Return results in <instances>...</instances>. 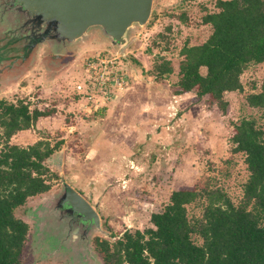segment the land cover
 <instances>
[{
	"label": "rangeland",
	"instance_id": "rangeland-1",
	"mask_svg": "<svg viewBox=\"0 0 264 264\" xmlns=\"http://www.w3.org/2000/svg\"><path fill=\"white\" fill-rule=\"evenodd\" d=\"M9 1L0 0V60L3 57L0 61V98L12 101L19 97L25 99L30 108L56 110L54 115L40 119L33 129L18 131L11 138L12 143L27 146L38 139L48 140L51 144L62 139L61 147H64L66 155L81 161L86 145L102 131L96 127L104 124L103 117L93 121L96 119L93 117L96 116L95 110L114 105L129 87L145 96L147 91L149 94L152 92L153 96H150L156 102L160 99L158 108L150 107L147 113L139 116L142 125L150 124L144 133L149 137L147 142H143L145 150L141 145L133 147L136 160L123 162L126 169H130L128 177L125 180L118 177L96 179L99 191L95 195L87 193L97 201L92 206L95 204L100 217V228L90 232L89 240H82L84 233H81L77 240L70 242L75 245L67 246V242H63L64 226L60 219L65 218L66 211L61 206L58 208L59 201L56 200L61 194V186L57 185L61 182L59 176L60 180L51 181L54 188L58 186V192L50 197L56 200L52 207L47 205V211L40 209L45 202L39 196H33L17 210V216L29 224L21 264H95L99 255L91 241L94 237L108 239L114 235V239L125 229L150 227L151 212L161 210L172 190L181 186H219L236 204L240 202L248 172L243 154L233 152L230 137L234 125L243 118H253L257 125L264 127V109L250 107L246 102L247 94L255 92L264 79V63L250 64L245 69L240 77L242 91L224 93L227 102L224 109L209 104L206 97L198 100L194 92L173 97L174 75L162 82H154L148 75L157 56L170 58L176 67L180 59L178 52L184 43L192 45L206 39L210 27L202 24L201 18L208 10H213L214 0H152L149 19L144 25L130 29L128 46L122 53H117L99 31H92V35L74 47L52 46L48 40L39 42V45H33L35 50L21 60L19 58L25 53L22 46L33 43L32 35L24 29L25 20L11 9ZM43 47L48 50L47 61L66 51L62 59L66 65L52 75L45 73L42 65L46 51ZM93 56L115 58L120 75L127 74L122 78L123 82L111 80L110 87L107 83L108 88L102 93L97 85L99 80L92 82L94 79L89 75L93 73L86 71L89 58ZM67 58L70 59L67 61ZM5 63L11 66L3 70ZM16 66L27 71L14 79L12 75L17 72ZM108 94L117 97L112 102L107 100L110 97H104ZM76 95L81 99L73 98ZM87 116L94 119H85ZM125 119H133L131 109ZM69 123L73 125L65 132L64 125ZM148 129L152 131L148 132ZM106 132L114 135L113 130ZM134 133L138 134L131 131ZM65 140L71 144L69 148L67 143L64 144ZM92 158L84 160L89 163L88 159ZM87 163L67 162L65 171L70 172L65 178L82 177V185L93 189L90 182L93 170L82 171L83 165L91 166ZM101 164L105 165L103 160ZM119 186L122 193L115 194L113 187ZM192 211L200 213L193 204L188 206V212L191 214ZM45 215L47 217L44 218Z\"/></svg>",
	"mask_w": 264,
	"mask_h": 264
},
{
	"label": "trees",
	"instance_id": "trees-1",
	"mask_svg": "<svg viewBox=\"0 0 264 264\" xmlns=\"http://www.w3.org/2000/svg\"><path fill=\"white\" fill-rule=\"evenodd\" d=\"M201 22L210 27L206 39L184 43L176 67L170 58L157 56L148 75L154 82L174 75L172 95L194 92L198 100L206 97L224 109V93L242 91L245 69L264 63V0H214ZM31 35L33 43L42 37ZM24 51L22 57L31 52L29 47ZM246 102L264 109V79ZM55 111L30 108L19 97L0 98V264L22 263L29 225L17 210L58 180L47 159L63 144L62 139L52 144L38 139L24 146L11 138ZM230 141L233 152L243 154L248 172L239 203L219 186L178 187L161 210L151 212L150 227L125 229L114 239L94 237L95 264H264V127L243 118ZM192 204L199 214L188 212Z\"/></svg>",
	"mask_w": 264,
	"mask_h": 264
},
{
	"label": "water",
	"instance_id": "water-1",
	"mask_svg": "<svg viewBox=\"0 0 264 264\" xmlns=\"http://www.w3.org/2000/svg\"><path fill=\"white\" fill-rule=\"evenodd\" d=\"M10 4L22 20L31 21L32 29L42 34L38 42L74 47L92 31H99L117 53H122L128 46L130 29L149 19L152 0H11ZM60 186L56 200L65 211L77 215L75 231L80 228L90 237L92 230L100 228L98 212L63 178Z\"/></svg>",
	"mask_w": 264,
	"mask_h": 264
},
{
	"label": "crops",
	"instance_id": "crops-1",
	"mask_svg": "<svg viewBox=\"0 0 264 264\" xmlns=\"http://www.w3.org/2000/svg\"><path fill=\"white\" fill-rule=\"evenodd\" d=\"M92 34L93 33L89 34V36ZM68 59L70 58H67V61ZM50 60L47 61L48 64L46 63L48 65V69L45 70L44 68L45 73L52 75L55 72H57L59 69H62L64 67L63 64L61 65L60 68L57 67L56 65H52ZM25 71H27L25 70V68L23 70L21 69V71H17L12 76L14 79H16L19 76H21V74H23ZM150 94L147 91V94L145 96L143 92H138L137 90L133 89V87H129V89L126 90L124 95H122L123 97H120V99L117 100V102L114 105L112 106L106 105L107 107H104V108L101 107L102 109L95 110L94 115L96 116H93V117H95L96 119L90 116L84 117L85 119H92V120L94 119L93 121H97V119L99 121L103 117V121H104V124H101L96 127L98 130L102 129V131L97 136L93 137L89 141V144L86 145V150L83 151L85 155L84 159L87 157L89 158L90 156L93 157L92 160L88 159L89 163H87V161H85L84 159L79 161L80 160L79 158H72L71 157L72 155H66V151L64 147H61L60 149L55 151L50 157H48L47 163L50 169L57 172L60 179L63 178L66 181V183L71 185L76 191H78L81 195H83L91 205L92 203H97V201L95 202L94 199L92 200L91 197L87 196V193L93 192L95 195L99 191V188H98L99 184H97L95 180L96 179L100 180L101 178H104V177H107L110 179L118 177V178H123L125 180L128 177L127 173L130 170L129 168H128L129 170L126 169L124 165L125 161L126 160H130V161L136 160V157H137V156H133V154L136 155L133 147L141 145L140 147L144 149L145 143L143 142H147L146 138L149 137L148 135L145 136L144 133H147L146 131L148 128L147 125H150V124L146 122L145 125H142L143 122H142L141 117L139 118V116L142 115L143 113H147L150 107L158 108V105H159L158 101L160 100L159 99L156 102L154 100L155 98L151 97ZM176 96L178 95H175V97ZM77 97L81 99L80 95H76L73 98H77ZM116 97L114 96L107 100L113 102ZM83 102L85 103L84 100ZM155 104L156 105L158 104V105L156 106ZM129 109H131V113L133 114V119L127 121L125 119V116L128 114ZM72 125L73 123L64 125L63 130L67 132V129L72 127ZM151 125L153 126L154 124H151ZM108 130H113L114 135H109L106 132ZM139 130H141L140 134H139ZM131 131L132 132L136 131L138 132V134H135V133L131 134ZM151 131L152 130L148 129V132H151ZM32 143H29V144H32ZM66 143H67V147L69 148L71 144H68L67 140H65L64 144L66 145ZM102 160L105 163V165L101 164ZM72 161L73 163L80 162L84 165L86 163L91 164L90 167H84L83 165L82 171L87 170L88 172H91L90 170H93V172L90 174L91 176L90 178L92 179L90 182H92V185H94L93 189L85 188L84 185H82V177L78 179L76 176H73L74 178H72V180L65 178L66 174L70 172V170L69 171L67 170L68 172L65 171V164L67 162H72ZM72 173H75V172L73 171ZM60 183H58L57 185L59 186ZM58 186L56 188H58ZM56 188H54L52 191H50L51 190L50 189L49 191L44 192L37 196L40 197V200H43L45 202L48 200L49 197H51L53 193H55L56 191L58 192ZM113 188H114L115 194L122 193V189L120 188V186L113 187ZM91 256L93 257L94 255L92 254Z\"/></svg>",
	"mask_w": 264,
	"mask_h": 264
},
{
	"label": "flooded vegetation",
	"instance_id": "flooded-vegetation-1",
	"mask_svg": "<svg viewBox=\"0 0 264 264\" xmlns=\"http://www.w3.org/2000/svg\"><path fill=\"white\" fill-rule=\"evenodd\" d=\"M5 4V3H4ZM28 25H30V26H28ZM23 26H24V29H26V30H28V31H30V33H33L32 31H34L33 29H32V27H31V21H29V20H25V21H23ZM97 34H98V32H97ZM33 45H39V43L38 42H36L35 44L34 43H32V44H25V45H23L22 46V48H23V50H24V48H27V47H29L30 48V51L31 52H33L35 49H34V47H33ZM33 47V48H32ZM40 47H41V44H40ZM43 49L44 50H46L45 51V55L44 54H42V55H44V57H43V59H42V65L44 66V68H45V70H47L48 69V62H47V57H46V55H47V48L46 47H43ZM64 52H66V51H64ZM63 52V54L62 53H60V54H55L54 56H55V58L56 59H51L50 60V62H51V64L52 65H56L57 67H61V65L63 64H66V61L65 60H62L63 59V57H64V55H65V53ZM26 54H29V52L28 53H26ZM50 54H52L51 52H50ZM26 56V55H25ZM25 56H23V57H20L19 59L21 60V58L23 59ZM53 56V55H52ZM67 60V59H66ZM21 62V61H20ZM47 63V64H46ZM20 64V63H19ZM20 65H22L23 66V64H20ZM15 70H17V71H21V69H22V67H15L14 68ZM52 196V195H51ZM52 201V202H51ZM53 202H54V198L53 199H51L50 197L48 198V200L47 201H45V203H43V205H41L42 207H40V209H44V210H46L47 211V205H49V206H51L52 207V204H53ZM51 207H49L50 209H51ZM58 208H61L60 207V205L58 206ZM53 210V209H52ZM54 213V212H53ZM45 217H47L46 215L44 216V218ZM64 217L65 218H61L60 219V223H62L63 224V226H64V239H63V242H67L66 243V245L67 246H69V245H75V244H71L70 242L71 241H73L74 239H78V237H79V234H81V233H84L85 235H84V237L82 238V240H86V239H90V237L88 236V234L87 233H85V232H83V230L82 229H80L79 228V230L76 232L75 231V228L77 227L76 225H75V222H76V220H77V215L76 214H74V213H72V212H70V211H66L65 212V215H64ZM72 235V236H71ZM68 237H71L70 239H68ZM92 241V240H91ZM74 249H76V247L74 248Z\"/></svg>",
	"mask_w": 264,
	"mask_h": 264
},
{
	"label": "built area",
	"instance_id": "built-area-1",
	"mask_svg": "<svg viewBox=\"0 0 264 264\" xmlns=\"http://www.w3.org/2000/svg\"><path fill=\"white\" fill-rule=\"evenodd\" d=\"M111 56H104V57H100V56H93V57H90L88 60V63H87V67H86V71L89 73V74H92V75H89L91 77V79H94L92 80V82L94 81H98L99 83L97 84L102 90V93L104 91L107 90V83L109 84L110 82H112L111 80H117L118 82H123V77L127 74H124L123 76L120 75V73L118 72V63L116 61L115 58H110ZM93 76H96V77H93ZM98 79V80H97ZM87 82H88V79H87ZM89 82H90V79H89ZM104 83V84H101ZM109 87H110V84H109ZM79 88V87H78ZM87 95H89V93H86ZM102 96V95H101ZM113 95H106L104 97H112ZM90 97V96H89Z\"/></svg>",
	"mask_w": 264,
	"mask_h": 264
}]
</instances>
